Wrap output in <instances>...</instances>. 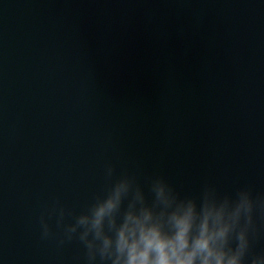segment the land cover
I'll list each match as a JSON object with an SVG mask.
<instances>
[{
  "label": "water",
  "instance_id": "95a60500",
  "mask_svg": "<svg viewBox=\"0 0 264 264\" xmlns=\"http://www.w3.org/2000/svg\"><path fill=\"white\" fill-rule=\"evenodd\" d=\"M107 164L264 194V0H0V264H85Z\"/></svg>",
  "mask_w": 264,
  "mask_h": 264
},
{
  "label": "clouds",
  "instance_id": "9594fccd",
  "mask_svg": "<svg viewBox=\"0 0 264 264\" xmlns=\"http://www.w3.org/2000/svg\"><path fill=\"white\" fill-rule=\"evenodd\" d=\"M104 177L83 211L59 201L47 211L59 234L42 215L41 238L78 241L85 264H264V250L254 251L264 239V194L247 186L222 193L210 183L182 193L163 175L141 183L112 164Z\"/></svg>",
  "mask_w": 264,
  "mask_h": 264
}]
</instances>
